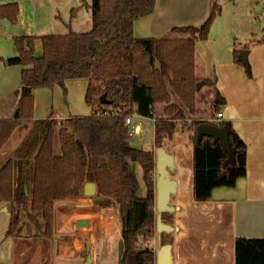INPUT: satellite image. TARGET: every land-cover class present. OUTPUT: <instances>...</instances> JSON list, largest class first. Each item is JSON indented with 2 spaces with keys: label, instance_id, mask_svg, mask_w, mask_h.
<instances>
[{
  "label": "trees",
  "instance_id": "16d2710c",
  "mask_svg": "<svg viewBox=\"0 0 264 264\" xmlns=\"http://www.w3.org/2000/svg\"><path fill=\"white\" fill-rule=\"evenodd\" d=\"M156 0H91L92 28L88 32H68L43 36H18L14 42L16 57L6 65H23L21 97L10 119L0 120V150L21 124L27 134L0 166V202L11 212L8 235L21 226V207L29 203L38 226L48 238L53 234V206L56 201L83 195L84 185L97 186L96 198L118 204L124 253L120 264H156L149 245L156 235L155 154L130 144L127 116L138 113L154 118L157 148L172 136L180 120L197 112L195 45L209 36L220 12L215 5L199 26L177 27L174 34L188 37L136 38L134 23L150 15ZM17 3L0 5V19L16 23ZM77 8L72 9L73 15ZM40 38L43 55H35L34 42ZM255 40V39H254ZM247 47V46H246ZM236 62L244 64L236 54ZM88 79L86 102L92 108L88 116L58 120L53 116L34 119V91L60 85L69 79ZM172 92L183 107L172 101ZM106 102L102 103L101 97ZM225 103L216 92L212 108ZM165 105L163 116L156 114ZM209 122L228 131L230 150L220 141L197 137L196 128ZM193 195L198 202L208 201L217 187H234L247 173V146L228 121H192ZM56 140L59 148L56 147ZM132 163L140 164L146 187L139 195L138 177ZM172 213L162 219L171 224ZM171 219V220H170ZM142 230L145 232L142 233ZM162 233V244H170ZM87 257V256H86ZM235 264H264V239L240 237L235 242Z\"/></svg>",
  "mask_w": 264,
  "mask_h": 264
},
{
  "label": "crops",
  "instance_id": "0c3cea01",
  "mask_svg": "<svg viewBox=\"0 0 264 264\" xmlns=\"http://www.w3.org/2000/svg\"><path fill=\"white\" fill-rule=\"evenodd\" d=\"M29 1L0 0V5L15 2L20 10L15 24L0 19V120L12 118L21 97L22 72L26 67L5 63L18 55L15 37L85 32L92 24L88 20L84 25L79 12L73 15L72 9L76 7L71 8L65 19L53 9L24 6ZM215 5L220 6V12L209 36L195 45V74L210 88L208 96L212 102L216 92L225 100L217 112L223 113L221 121L230 122L246 143L247 173L234 187H217L210 200L198 202L193 195L192 134L189 133L186 140L172 134L162 141V147L174 157L175 169L170 178L177 183L176 194L170 200L175 207L171 220L174 231L167 233L171 239V264H235L237 238L264 239V27L259 34L239 13L236 0H202L198 4L196 0H156L154 11L134 23V36H191L174 34L172 30L201 26ZM61 24L69 31L63 32ZM79 25L83 30L76 28ZM34 49L37 57L43 55L40 38L35 40ZM242 50H248L247 65L251 75L246 65L236 62V54L241 57ZM88 82L84 78L69 79L65 89L54 85L35 90L33 118L53 116L62 120L90 115L92 108L86 102ZM215 115L214 112L206 120L216 122ZM2 150L0 166L10 157L5 158ZM101 203L97 198L86 196L84 189L79 198L56 201L53 234L48 238L45 229L37 225L29 203L21 207L20 229L15 235H8L12 214L7 203L0 202V218L1 214H6L8 221L5 237H0V241L9 239L0 251V264H83L88 257L92 264H99V248L101 253L119 254L118 243L122 236L116 217L118 204L114 200ZM110 205H114L115 210ZM161 245L162 237L159 238L156 230L150 245L156 264Z\"/></svg>",
  "mask_w": 264,
  "mask_h": 264
},
{
  "label": "rangeland",
  "instance_id": "374dc122",
  "mask_svg": "<svg viewBox=\"0 0 264 264\" xmlns=\"http://www.w3.org/2000/svg\"><path fill=\"white\" fill-rule=\"evenodd\" d=\"M91 0H34L29 1L28 3H24V6H27L29 8H44V9H53L56 15L61 16V18L67 19L68 14L71 10V8L76 7L77 8V14L79 12L80 19L82 23L85 25L88 20L92 21L91 11L87 7L86 3H90ZM202 0H196V4L200 3ZM236 5L238 7V11L241 15H243L245 18H247V21H249L250 24L254 26V28L257 30L259 34H261V30L264 27V0H236ZM76 14V15H77ZM92 23V22H91ZM62 26V24H61ZM76 27V26H75ZM78 30H83V26L79 25ZM92 28V24L89 29H87L88 32ZM61 29L63 32H67L68 27L66 25L62 26ZM181 34H187L189 33H180ZM211 85V84H210ZM210 88L202 85L199 92H198V102H197V112L194 114H191L186 108L184 110L186 111V117L184 120H180L178 122V126L176 130L174 131V137L175 138H181L182 140L188 139L189 133H193V129L191 128L192 121L195 120H206L211 117V115L214 114V109L212 108L213 102L211 101V98L208 96ZM172 101L180 106L183 107L182 102L180 99L172 92ZM165 105H158L156 107V114L159 117L163 116V108ZM142 123V132L140 134L134 135L130 137V144L134 147L141 148L144 150L151 149V151H155L157 148L154 143V137H155V127H154V121L151 118L146 119H140ZM17 132L13 135L11 141L8 142L7 146H3V150L1 153H6L5 158L12 156L14 150L20 145L22 140L27 134V129L24 127L23 124L18 126L16 128ZM15 130V131H16ZM14 131V132H15ZM165 139V138H164ZM10 140V139H9ZM16 144H19L16 147ZM165 147H167V144H164ZM56 147L59 148V143L56 140ZM1 155V154H0ZM132 166L136 172V175L138 177V182L140 185L139 188V195L144 196L146 192L145 183L143 180V170L138 163H132ZM153 177L155 180V186H156V179H157V172H156V166L153 173ZM156 192V191H155ZM91 198L95 199V196H90ZM102 204V203H101ZM111 208H114V205H110ZM116 217L118 222L119 221V215H118V208H116ZM6 214H1L0 218V237L3 239L5 237V228L7 226L8 221H6ZM171 220V219H170ZM6 241V242H5ZM8 240L0 241V251L3 250L6 247V243H8ZM153 239L151 240V242ZM151 242L149 245H151ZM98 261L99 264H118L119 263V254L115 252H104L101 253V249H98Z\"/></svg>",
  "mask_w": 264,
  "mask_h": 264
},
{
  "label": "water",
  "instance_id": "95a60500",
  "mask_svg": "<svg viewBox=\"0 0 264 264\" xmlns=\"http://www.w3.org/2000/svg\"><path fill=\"white\" fill-rule=\"evenodd\" d=\"M248 50L241 51V61L244 64H248L247 60ZM204 81L197 83V90L199 91ZM102 103L106 102L105 96L101 97ZM197 137L207 136L215 141H220L224 148L229 151L228 131L215 126L209 122H202L196 128ZM175 169L174 157L172 154L166 152L161 146L156 152V170H157V182H156V210H157V223L156 230L161 237L162 233H170L174 231V226L165 223L162 219L163 213H173L175 207L171 205L170 200L176 194L177 183L174 179L170 178V173ZM84 194L86 196H95L97 194V186L93 182H87L84 185ZM145 231L142 230V233ZM125 245L124 240L121 239L118 243L119 260H122ZM83 264H92L91 257ZM157 264H171V246L170 244L161 245L157 253Z\"/></svg>",
  "mask_w": 264,
  "mask_h": 264
},
{
  "label": "built area",
  "instance_id": "2783aa9c",
  "mask_svg": "<svg viewBox=\"0 0 264 264\" xmlns=\"http://www.w3.org/2000/svg\"><path fill=\"white\" fill-rule=\"evenodd\" d=\"M142 116L138 113L134 112L133 114L129 115L125 119V125L128 127V135L134 136L140 134L142 132V123L140 121ZM223 118L222 112H217L214 118V121L219 122ZM154 121V118H151Z\"/></svg>",
  "mask_w": 264,
  "mask_h": 264
}]
</instances>
